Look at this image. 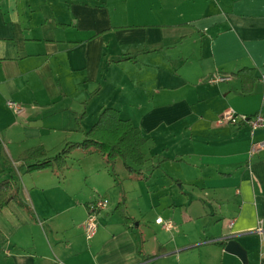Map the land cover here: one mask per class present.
Masks as SVG:
<instances>
[{
  "label": "crops",
  "instance_id": "crops-1",
  "mask_svg": "<svg viewBox=\"0 0 264 264\" xmlns=\"http://www.w3.org/2000/svg\"><path fill=\"white\" fill-rule=\"evenodd\" d=\"M105 108L146 137L140 177L82 149L62 172L20 167L83 141ZM226 110L264 116V0H0V181L33 210H0V264H264V130L220 123Z\"/></svg>",
  "mask_w": 264,
  "mask_h": 264
},
{
  "label": "trees",
  "instance_id": "trees-1",
  "mask_svg": "<svg viewBox=\"0 0 264 264\" xmlns=\"http://www.w3.org/2000/svg\"><path fill=\"white\" fill-rule=\"evenodd\" d=\"M242 80L243 92L250 93L254 89L255 70L243 68L237 72ZM85 116L82 113L80 120ZM147 139L141 130L132 121L121 118L118 110L105 108L100 114L98 121L86 132V137L81 142L67 144L58 154L50 156L44 146H38L27 150L22 156L23 164L27 172L51 169L62 172L69 168L68 159L76 149H82L88 154L100 153L107 164L114 169L117 159H121L130 176L140 177L142 167L147 163V158L142 151ZM117 184L122 188V182L115 174ZM123 199L118 205L126 222H131L125 210V193L122 191ZM11 201H16L29 212L32 208L20 197L19 181L9 177L0 181V210L5 208Z\"/></svg>",
  "mask_w": 264,
  "mask_h": 264
},
{
  "label": "built area",
  "instance_id": "built-area-1",
  "mask_svg": "<svg viewBox=\"0 0 264 264\" xmlns=\"http://www.w3.org/2000/svg\"><path fill=\"white\" fill-rule=\"evenodd\" d=\"M229 80H231V76L229 75L216 74L209 79V82L220 83ZM8 106L12 108L16 113H20L23 109L18 102H15L13 100L8 101ZM219 122L228 123L235 126H239L241 124L249 125L251 127V131L253 135L258 129L264 130V116L261 113H256L253 115H245V114H238L233 110H226L219 119ZM263 150H264V140L255 141L250 150V155L252 156ZM107 206H108V200L104 197H99L89 205L88 207L89 215L84 225L85 232L89 238H92L97 234L99 229L98 215L102 210L107 208ZM156 221L158 223H161L163 222V219L158 218Z\"/></svg>",
  "mask_w": 264,
  "mask_h": 264
},
{
  "label": "water",
  "instance_id": "water-1",
  "mask_svg": "<svg viewBox=\"0 0 264 264\" xmlns=\"http://www.w3.org/2000/svg\"><path fill=\"white\" fill-rule=\"evenodd\" d=\"M226 250L238 255L243 262L248 261L246 249L234 238H230L227 241Z\"/></svg>",
  "mask_w": 264,
  "mask_h": 264
},
{
  "label": "rangeland",
  "instance_id": "rangeland-1",
  "mask_svg": "<svg viewBox=\"0 0 264 264\" xmlns=\"http://www.w3.org/2000/svg\"><path fill=\"white\" fill-rule=\"evenodd\" d=\"M122 199H123V197H122Z\"/></svg>",
  "mask_w": 264,
  "mask_h": 264
}]
</instances>
